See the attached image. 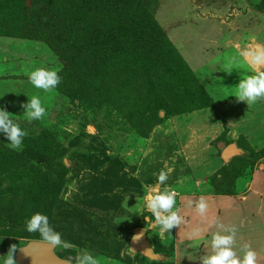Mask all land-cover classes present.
<instances>
[{"label": "rangeland", "instance_id": "374dc122", "mask_svg": "<svg viewBox=\"0 0 264 264\" xmlns=\"http://www.w3.org/2000/svg\"><path fill=\"white\" fill-rule=\"evenodd\" d=\"M142 1L161 31L155 33L161 51L175 49L188 72L169 70L174 61L153 53L154 43L135 59L109 46L110 39L103 57L90 38L79 46L73 38L67 45L52 42V50L42 41L0 37V107L27 133L16 150L0 136V256L10 246L40 241L24 228L26 218L39 212L68 242L55 252L72 264L84 249L102 257V264H193L186 258L190 241L181 238L184 223L164 235L154 222L145 223L143 215L150 213L139 211L145 189H176L186 223L185 198L228 197L242 210L252 174L264 171V101L237 100L229 95L236 84L228 93L223 76L216 77L214 99L197 73L200 65L217 67L220 52L238 53L252 37L264 44V0ZM113 51L121 55L117 63L109 60ZM37 67L57 70L61 83L50 92L35 89L28 74ZM126 72L140 76L133 86ZM33 95L47 114L28 122L22 105ZM231 144L239 153L223 162L222 151ZM161 171L168 173L164 185L157 183ZM261 206L254 223L264 219V201ZM221 208L220 218H234V208ZM137 230L156 259L129 254ZM252 234L255 240L264 235Z\"/></svg>", "mask_w": 264, "mask_h": 264}, {"label": "clouds", "instance_id": "9594fccd", "mask_svg": "<svg viewBox=\"0 0 264 264\" xmlns=\"http://www.w3.org/2000/svg\"><path fill=\"white\" fill-rule=\"evenodd\" d=\"M251 39L253 43L238 46L240 50L237 56L242 59L234 58L227 65L229 72L241 66L252 70L239 79V82L229 94L247 105L264 101V44L256 43V37ZM61 79L62 77L57 70L47 67L34 68L28 74L29 83L35 89L44 92L54 90L61 83ZM22 108L24 117L28 122L40 121L47 114V110L38 95H33L31 99H27ZM9 114L5 108L0 107V136L6 138L11 149H20L27 133ZM167 179L168 173L161 171L157 176V183L164 185ZM177 196L178 191L168 186L163 190L159 188L145 189L141 197L139 211L144 213L147 210L150 213L143 215L144 221L145 223L154 222L160 235L170 233V230L174 227H178L185 222L184 217L179 214V209L176 207ZM185 206L193 209L201 220L207 221L210 226L215 225L217 229L206 240L209 251L199 258L200 264H257V251L249 244H241L238 254V229L236 226L225 225L215 218L209 220L207 217L209 205L204 197H200L195 201L188 200ZM24 228L30 234H38L40 241L44 242L49 248L66 249L69 247L68 242L62 240L61 233L50 225L49 218L45 214L33 213L26 218ZM204 231L206 230L197 227L191 235L200 237ZM15 251L16 246H10L7 253L0 256V264H16L14 259ZM102 260V257H97L87 249H84L77 258V264H102Z\"/></svg>", "mask_w": 264, "mask_h": 264}, {"label": "trees", "instance_id": "16d2710c", "mask_svg": "<svg viewBox=\"0 0 264 264\" xmlns=\"http://www.w3.org/2000/svg\"><path fill=\"white\" fill-rule=\"evenodd\" d=\"M27 2L0 0V37L42 41L52 50H54L52 42L67 45L73 38V42L79 43L76 44L79 46L80 43H92L89 41L90 38L95 40V47L102 52L103 57L108 50L106 47L112 45L114 48H122L124 52L128 51L129 56H134L135 59L140 56L142 50L148 49L154 43L153 53L161 52L162 56L174 61L169 70L177 66L181 69L187 67L182 63L181 56L176 50L170 48L165 35L163 39L168 45L167 49H170L161 51L158 37L155 36L156 32L161 31L142 0H27ZM54 23L59 25V31L53 29L56 24L51 26ZM108 40L109 46L106 45ZM138 50L141 51L137 52ZM116 53L113 51L109 60L115 59L117 63L121 55ZM142 65L143 70L147 71V66ZM186 70L188 72V69ZM123 75L124 71L118 77ZM139 77L137 73L129 72H126L125 76L131 86ZM150 86L153 85H149L148 89Z\"/></svg>", "mask_w": 264, "mask_h": 264}, {"label": "crops", "instance_id": "0c3cea01", "mask_svg": "<svg viewBox=\"0 0 264 264\" xmlns=\"http://www.w3.org/2000/svg\"><path fill=\"white\" fill-rule=\"evenodd\" d=\"M225 52L226 53H224V51L220 52L221 55H220V57H218L220 59H218V61L215 60L217 67H213V68L208 67L207 68L204 66L201 67V65H200L198 70H197V73L204 75L205 79H203V80L205 81V83H204L205 87L208 91H210L211 94H212V91L215 92L217 90V86L215 84L217 83L218 80L216 79V77H220V76L224 77V79H225L224 84L225 85H223V83H222V85L225 86V89L228 92L229 89H231L230 84L231 85H233L234 83L237 84L239 82V79L243 78L245 76V74L248 73L249 69L245 68L243 66L238 67L236 69H233L229 72V68L227 67V63L229 64L231 61H233L234 58H236L238 60L242 59V58H239L237 56L236 50L234 51L232 49H228ZM223 64H225L226 67ZM198 76H199V74H198ZM228 85H229V87H228ZM212 97L214 99H216L215 94H212ZM262 105L264 106V102L262 103ZM235 147H236V145H235ZM237 150H238V148H237ZM238 153H239V150H238ZM258 181H260L259 185H258ZM247 193H248L247 197L246 198L243 197L244 201L239 202L241 204L242 210L236 209L238 207V205H236L235 202H233L235 200L230 199L228 197H223V198L217 197V198H214V200L213 199H206V197H204V196H198L195 198L187 197L184 199L182 207H183V210L187 209V213L184 214V216H189V218H188V221L186 223L184 222V225H186L187 230L185 231V234L182 235L181 238L184 239L185 242L190 241L188 243V246H187V249L189 252L186 253V258L189 255L188 258L192 260L193 264H200L199 258L208 253V251H209L208 244L206 243V244H204V248H200L201 244L205 243L207 238H210L211 233L213 231L217 230L215 225L210 226L207 221L201 220V218L197 215V213L193 209L185 208L186 207L185 206L186 201H188V200H194L195 201V200L199 199L200 197H204L208 203L209 202L212 203V207L210 208L211 213L207 212V217L209 218V220L215 218L220 223H223L225 225L237 226L236 224H239V226L242 228V230H240V231L238 230V232H237V252H238V254H239V246L241 244H245V243L249 244L255 251H257V254H258L257 264H264V235H262V237H257L256 240H255V238L251 237V236H253L252 232H255V231L260 232V234L262 232L264 233V219L262 217H260V220H258L255 223L253 222V220L256 219V217L258 215L259 216L262 215L260 213L261 212L260 209H262L261 203H263V201H264V171L263 170L262 171H256L254 174H252L249 189H248ZM248 197L251 200H253L254 202L248 203V200H249ZM247 203L250 205H248ZM218 206L222 207L221 210H226L229 207L234 208L235 209L233 211V217L234 218L231 217L230 213L227 215L230 217H227L225 215L224 217L222 216L220 218L221 214H220V210L218 209ZM247 206L249 208H251L252 210L248 211ZM246 211H248L247 213L254 212L255 218H252V219L249 218V216L246 214ZM218 213L220 215H217ZM237 213H238L239 218L236 217ZM241 213H243L244 215H242ZM245 214H246V216H245ZM242 218H243V220H242ZM202 226H204V228ZM197 227L206 230L200 236V238H202L203 240H201L199 237H194L191 235L193 230L196 229ZM189 263H191V262H189Z\"/></svg>", "mask_w": 264, "mask_h": 264}, {"label": "water", "instance_id": "95a60500", "mask_svg": "<svg viewBox=\"0 0 264 264\" xmlns=\"http://www.w3.org/2000/svg\"><path fill=\"white\" fill-rule=\"evenodd\" d=\"M237 154V148L234 144H231L223 150L221 158L224 162H228L230 158ZM128 252L131 256L138 254L150 260L157 258V255L146 240L143 230L134 232L128 246ZM14 259L16 264H72L70 261L60 258L56 254L55 249L49 248L41 241H30L18 247L14 253Z\"/></svg>", "mask_w": 264, "mask_h": 264}]
</instances>
